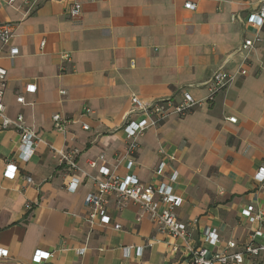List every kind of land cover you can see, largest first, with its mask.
I'll return each instance as SVG.
<instances>
[{
  "label": "crops",
  "instance_id": "obj_1",
  "mask_svg": "<svg viewBox=\"0 0 264 264\" xmlns=\"http://www.w3.org/2000/svg\"><path fill=\"white\" fill-rule=\"evenodd\" d=\"M8 1L1 0L0 23L15 24L12 44L20 53L8 57L0 42V65L8 70L2 100L10 117L23 114L43 140L24 161L19 132L0 127V248L9 252L0 264H194L189 247L206 245L207 226L217 227L221 240L207 244L211 252L228 241L242 247L259 229L256 241L264 240V223L241 214L247 205L264 212V182L255 179L264 165V26L247 20L261 0ZM74 2L83 6L79 17L69 14ZM258 33L263 40L250 54L248 75L208 100L214 72L236 69L244 57L239 47ZM31 83L36 92L27 91ZM185 90L201 104L148 129L128 170L123 125L132 96L180 100ZM57 113L69 119L64 130L55 127ZM56 149L76 151V191L67 187L71 176ZM10 163L13 177L5 173ZM102 166L169 184L183 199L176 212L189 238L172 237L138 203L116 194L108 195L107 212L121 229L89 221L85 198ZM37 252L51 255L36 261ZM241 264H264V256Z\"/></svg>",
  "mask_w": 264,
  "mask_h": 264
},
{
  "label": "built area",
  "instance_id": "obj_2",
  "mask_svg": "<svg viewBox=\"0 0 264 264\" xmlns=\"http://www.w3.org/2000/svg\"><path fill=\"white\" fill-rule=\"evenodd\" d=\"M17 0H9L8 3L13 5ZM260 8L250 14L247 20L262 28L264 26V0H261ZM0 0V4H1ZM29 3V2H27ZM187 7L195 9L194 3L188 2ZM83 12V6L79 2H74L69 8L71 17H79ZM236 16L233 15V19ZM14 23H0V42L2 49L7 47V56L14 58L19 55L18 46L12 44L15 36ZM263 40L262 35L258 33L254 38L245 39L239 50L244 54L242 63L236 69H227L224 66L217 68L209 81V96L208 100L213 99L217 93L221 92L230 86L237 77L248 75V61L252 50ZM42 41L41 45H44ZM62 58L69 59V54H63ZM226 61L225 63H227ZM8 70L0 65V127L14 128L19 132L20 136V151L18 157L22 160H29L36 151V147L43 140L39 132L29 127L25 122L23 114H18L15 118L7 114L6 106L2 100L6 88ZM28 92H36L37 85L31 83L26 87ZM65 93V91H62ZM19 103L25 104V97L20 95L17 97ZM132 109L128 118L123 125V129L127 136V169L131 170L135 164V156L139 147V138L151 127H155L171 118L172 116L183 117L191 112L201 102L196 100L191 92L185 90L182 93L180 100L174 98L161 99L152 103L143 102L137 96L131 98ZM90 112V109L87 108ZM55 127L59 130H64L69 119L62 114L53 115ZM229 120L236 122V117H229ZM87 129L88 126L84 125ZM60 161L65 165L71 176V181L67 187L71 191H76L81 180L78 177L80 166L76 159V151L74 149H56ZM102 158V157H101ZM173 156L171 157V159ZM90 166L97 168V160H92ZM166 169V163L161 161L156 169V173L162 175ZM17 171V166L7 164L5 173L13 177ZM101 177H96V188L90 191L86 198L85 204L89 207L88 219L93 222L98 219L103 225H113L115 229H121V224L114 223L107 212V197L110 194H116L121 201L132 200L138 203L141 208L148 213L150 218L157 223L159 228L166 231L174 238H189V225L180 220L176 209L179 207L183 199L175 194L173 188L166 182L158 184L142 183L137 175L128 173L125 176L120 175L115 168L102 166L99 169ZM178 174L174 172L170 176V180L175 181ZM32 181V177H27ZM255 179L264 182V165L259 167L255 173ZM243 217L250 221H259L264 223V212H255L254 205H247L241 211ZM202 238L206 245L191 246L190 255L194 264H241L246 260H255L264 256V240L256 241L258 236H262L263 232L259 229L251 233L249 240L239 247L236 241H228L222 249L211 252L208 245H217L220 243L219 230L217 227L207 226L202 230ZM86 248L80 247L77 249L79 254H84ZM7 249L0 248V258L8 257ZM51 253L37 252L35 260L39 261L43 257L48 258Z\"/></svg>",
  "mask_w": 264,
  "mask_h": 264
}]
</instances>
